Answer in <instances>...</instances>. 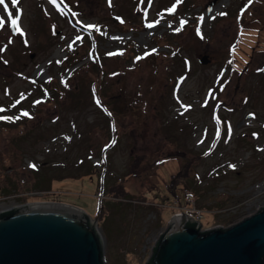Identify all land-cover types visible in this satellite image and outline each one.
Wrapping results in <instances>:
<instances>
[{"label": "rangeland", "instance_id": "rangeland-1", "mask_svg": "<svg viewBox=\"0 0 264 264\" xmlns=\"http://www.w3.org/2000/svg\"><path fill=\"white\" fill-rule=\"evenodd\" d=\"M0 49V214L73 204L149 264L182 211L264 207V0H5Z\"/></svg>", "mask_w": 264, "mask_h": 264}, {"label": "water", "instance_id": "water-1", "mask_svg": "<svg viewBox=\"0 0 264 264\" xmlns=\"http://www.w3.org/2000/svg\"><path fill=\"white\" fill-rule=\"evenodd\" d=\"M171 222L153 250V264H264V207L226 229L203 232L185 215ZM0 264H105L104 249L83 209L36 203L1 213Z\"/></svg>", "mask_w": 264, "mask_h": 264}, {"label": "built area", "instance_id": "built-area-1", "mask_svg": "<svg viewBox=\"0 0 264 264\" xmlns=\"http://www.w3.org/2000/svg\"><path fill=\"white\" fill-rule=\"evenodd\" d=\"M181 213L184 214L189 220L195 222H200L203 218V213L197 210H192V212L182 211Z\"/></svg>", "mask_w": 264, "mask_h": 264}, {"label": "snow or ice", "instance_id": "snow-or-ice-1", "mask_svg": "<svg viewBox=\"0 0 264 264\" xmlns=\"http://www.w3.org/2000/svg\"><path fill=\"white\" fill-rule=\"evenodd\" d=\"M51 2L53 3V4H56L57 3V0H51ZM11 3L12 4H14V5H16V4H18L19 3V0H11ZM5 4V0H0V5H4ZM6 6V5H5ZM13 24L14 25H17V21L16 20H13ZM18 26V25H17ZM150 27L152 26V25H149ZM89 27H94V26H89ZM3 49H0V51H2ZM0 111H4V109H0ZM22 115H28V113H22ZM19 117H17V119H18ZM0 119H6V120H11L12 119V117H0ZM33 167H35V165H33ZM232 167H234V166H232Z\"/></svg>", "mask_w": 264, "mask_h": 264}, {"label": "clouds", "instance_id": "clouds-1", "mask_svg": "<svg viewBox=\"0 0 264 264\" xmlns=\"http://www.w3.org/2000/svg\"><path fill=\"white\" fill-rule=\"evenodd\" d=\"M40 203H63V202H40ZM66 204V203H65ZM71 205H73V204H71ZM87 214V213H86ZM88 215V214H87ZM176 215H184V214H182L181 212L180 213H178V214H176ZM90 218V217H89ZM90 220L91 221H94L92 218H90ZM191 221V220H190ZM191 222H194V223H198V224H200V227H201V230L204 232V231H207V230H211V229H213V228H207V229H205V228H203L202 226H201V221L200 222H195V221H191ZM224 229H226V228H224Z\"/></svg>", "mask_w": 264, "mask_h": 264}, {"label": "trees", "instance_id": "trees-1", "mask_svg": "<svg viewBox=\"0 0 264 264\" xmlns=\"http://www.w3.org/2000/svg\"><path fill=\"white\" fill-rule=\"evenodd\" d=\"M176 184H177V183H176ZM40 197H41V196H40ZM41 199H45V197H44V198H41ZM0 215H1V214H0ZM188 224H189V225H196V224H194V222H189ZM163 234H164V233H163ZM163 234L161 235V237L163 236ZM161 237H160V238H161ZM158 242H159V241H158ZM157 246H158V243H157L156 246H155V250L157 249ZM148 263H149V264H153V263H152V257L150 258V260L148 261Z\"/></svg>", "mask_w": 264, "mask_h": 264}]
</instances>
